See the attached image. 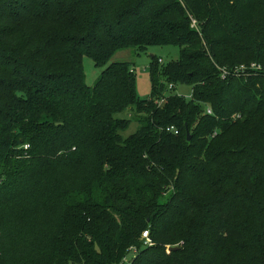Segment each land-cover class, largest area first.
<instances>
[{"label":"trees","instance_id":"16d2710c","mask_svg":"<svg viewBox=\"0 0 264 264\" xmlns=\"http://www.w3.org/2000/svg\"><path fill=\"white\" fill-rule=\"evenodd\" d=\"M0 264H264V0H0Z\"/></svg>","mask_w":264,"mask_h":264},{"label":"rangeland","instance_id":"374dc122","mask_svg":"<svg viewBox=\"0 0 264 264\" xmlns=\"http://www.w3.org/2000/svg\"><path fill=\"white\" fill-rule=\"evenodd\" d=\"M180 48L177 45H149L144 50L139 48H127L118 50L114 56L110 59L111 62L128 61L132 64V67L136 76V88L140 98H147L151 94L152 82L149 73V64L152 60V56L160 57L159 62L161 64L167 63L171 60L179 58ZM84 65L86 69V82L89 85H93L98 75L102 71V67L96 66L92 59L85 57ZM176 92L190 96L191 87L188 85H177ZM163 103V99L160 101ZM120 118H129L131 120L129 126L122 132L124 137L134 133L140 123L137 120L142 115H136L135 109L130 107L127 110L117 114Z\"/></svg>","mask_w":264,"mask_h":264},{"label":"built area","instance_id":"2783aa9c","mask_svg":"<svg viewBox=\"0 0 264 264\" xmlns=\"http://www.w3.org/2000/svg\"><path fill=\"white\" fill-rule=\"evenodd\" d=\"M222 70V77L225 78L228 75H234V76H240L245 75L249 76L252 74H257L260 70H262V65L256 62H252L250 64H241L239 66L233 67V68H221ZM207 113L211 114L212 109L208 108ZM143 236L146 238V240H150L148 236V231H145L143 233Z\"/></svg>","mask_w":264,"mask_h":264},{"label":"water","instance_id":"95a60500","mask_svg":"<svg viewBox=\"0 0 264 264\" xmlns=\"http://www.w3.org/2000/svg\"><path fill=\"white\" fill-rule=\"evenodd\" d=\"M187 134H188V140H189V139L191 138V134L189 133V131L187 132ZM170 249H171V250H172V249H177V247H176V248H175V247H171Z\"/></svg>","mask_w":264,"mask_h":264},{"label":"crops","instance_id":"0c3cea01","mask_svg":"<svg viewBox=\"0 0 264 264\" xmlns=\"http://www.w3.org/2000/svg\"><path fill=\"white\" fill-rule=\"evenodd\" d=\"M191 93V92H190Z\"/></svg>","mask_w":264,"mask_h":264}]
</instances>
